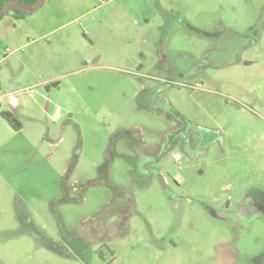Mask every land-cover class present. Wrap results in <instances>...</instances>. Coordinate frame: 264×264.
<instances>
[{"label": "rangeland", "instance_id": "obj_1", "mask_svg": "<svg viewBox=\"0 0 264 264\" xmlns=\"http://www.w3.org/2000/svg\"><path fill=\"white\" fill-rule=\"evenodd\" d=\"M20 13L0 17V264H264V0Z\"/></svg>", "mask_w": 264, "mask_h": 264}, {"label": "water", "instance_id": "obj_2", "mask_svg": "<svg viewBox=\"0 0 264 264\" xmlns=\"http://www.w3.org/2000/svg\"><path fill=\"white\" fill-rule=\"evenodd\" d=\"M45 0H36L32 3H24L20 0H10L6 2L1 8H0V17L3 16L6 12H8L11 9H20L23 11L31 12L43 5Z\"/></svg>", "mask_w": 264, "mask_h": 264}, {"label": "trees", "instance_id": "obj_3", "mask_svg": "<svg viewBox=\"0 0 264 264\" xmlns=\"http://www.w3.org/2000/svg\"><path fill=\"white\" fill-rule=\"evenodd\" d=\"M8 1H10V0H0V8L6 3V2H8ZM20 1H22V2H24V3H32V2H34V1H36V0H20ZM12 10H16V11H18V12H27V11H23V10H20V9H12ZM21 13H20V15L18 16H16L17 18H20L22 15H21ZM28 13V12H27ZM2 116L9 122V124H11L12 126H14L15 128L18 126L19 127V123H16V122H13V119H11V113H9V112H6V111H3L2 113ZM15 124V125H14Z\"/></svg>", "mask_w": 264, "mask_h": 264}, {"label": "built area", "instance_id": "obj_4", "mask_svg": "<svg viewBox=\"0 0 264 264\" xmlns=\"http://www.w3.org/2000/svg\"><path fill=\"white\" fill-rule=\"evenodd\" d=\"M53 119H55V117Z\"/></svg>", "mask_w": 264, "mask_h": 264}]
</instances>
